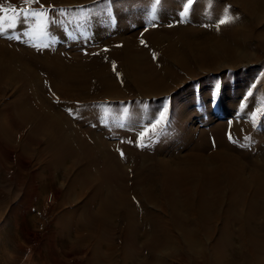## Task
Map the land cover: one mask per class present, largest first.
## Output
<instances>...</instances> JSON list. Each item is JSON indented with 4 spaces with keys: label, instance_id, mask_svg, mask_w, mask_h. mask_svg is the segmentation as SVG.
<instances>
[{
    "label": "bare ground",
    "instance_id": "bare-ground-1",
    "mask_svg": "<svg viewBox=\"0 0 264 264\" xmlns=\"http://www.w3.org/2000/svg\"><path fill=\"white\" fill-rule=\"evenodd\" d=\"M38 1L36 12L77 0ZM108 1L119 29L105 41H72L68 53L50 45L36 17L23 15L24 0H0L17 8L0 12V80L29 71L25 87L36 95L27 101L22 89L5 99L14 110L0 104V138L36 156L52 186L63 180V190H52L66 205L55 225L92 264H264V130L242 114L218 119L235 112L239 89L203 127L189 83L264 61V0ZM72 22L69 30L82 27L79 16ZM146 24L167 27L140 38ZM257 146L258 167L248 164ZM31 164L27 157L21 169ZM39 219L33 211L29 221Z\"/></svg>",
    "mask_w": 264,
    "mask_h": 264
},
{
    "label": "rangeland",
    "instance_id": "rangeland-1",
    "mask_svg": "<svg viewBox=\"0 0 264 264\" xmlns=\"http://www.w3.org/2000/svg\"><path fill=\"white\" fill-rule=\"evenodd\" d=\"M94 3L95 2H92V0L88 2H86V0H77L72 4H61L55 7H52L51 3L42 4V10H47L48 17L50 16V23H48L45 28L47 30L46 39L51 43L50 45L55 46L56 49H61L69 53L72 49L70 44L72 41L77 40L78 42L80 39L79 41L82 40L81 42L84 41L86 44L88 41H91V39H94L93 41H105L104 36L108 37V35L117 31L119 29L118 26L122 24V19L118 9L114 7V4L109 1L107 2V0H102V2L96 4ZM21 4L22 8L26 7L23 11H28V9L35 10V7L41 3L38 1V3L26 5L22 2L19 5ZM190 6L191 5H189V7ZM146 9L147 11L151 10L154 14L158 13V9L152 6ZM76 15L79 16L80 21L83 23L82 27H72V29L69 30L70 28L68 26L74 23L72 20ZM65 23H67V26L64 25ZM59 25L65 27L62 28ZM177 25L178 24H175L174 26ZM101 26L104 27L101 28ZM163 26L167 27V24H146L145 26H139L138 35L141 38L145 34L144 32L146 29L157 27L163 29ZM24 69H26V67H24ZM24 69L21 67L22 72L25 71ZM28 72L26 76L22 73V75L24 74L23 77L20 70H10L8 74L10 73L11 76L10 74H6L5 77L1 78L0 87L6 91L0 93V104L3 105L4 103V108H6V105L7 108H12V104L6 103L5 99L9 100L10 98V100H12L15 94L22 89L24 98L27 101L30 100L35 103L36 95L29 94L25 87L28 79ZM18 78H21L20 81H18ZM189 83L192 85L190 96L199 113L198 115L201 116L202 114H206L205 119L207 122H205V125H202L203 127H209L212 123L216 122L215 120L214 122L211 121L210 114L214 115L219 109L223 110L225 107L224 96L228 93L230 95L233 94L235 97L239 89L240 91L242 90V94L238 93L236 96L237 103L235 107L237 108L235 112L221 116L218 119L228 121L242 114L246 115L251 120L254 125V131L257 128H262L264 130L263 60L255 59V62L251 63L246 61V63L238 65L236 68H227L223 71H219L217 74H210L208 76L203 73L197 78L192 79ZM50 98H53L52 100L55 99L54 96H50ZM58 101H61V99ZM61 104L62 103L58 102L57 105L59 106ZM148 104L150 106L151 102ZM206 109H210L211 113H206ZM223 113L225 114L226 112ZM249 133L252 134L251 131ZM213 139L214 136H210L209 139L205 140V143L212 142ZM6 140L8 139L0 138V264H92L91 261H89V249L87 254H85V252L81 253V251L85 250L82 248H74L73 250L71 245L75 241V238L71 241V237L68 233H64L61 227L55 225L57 219L62 216L63 211L61 210H65L66 205L62 204L61 206L60 202H62V200L56 198L52 190H63L65 187L63 180L58 178L54 186H52L51 183L49 184V178L45 175L48 174V170H43L42 166L36 162L37 157L25 156L24 153L18 149L16 144ZM43 140L45 139L41 138L40 141ZM31 146L33 148H38V146L36 147L35 145ZM258 149L259 147L257 146L256 149H253L254 152H251L252 150L249 151V165L259 166V163L253 158L257 156V154H260ZM4 152H12L11 155L14 160L10 162L6 161ZM27 157L30 158L32 164L29 170H22L20 164H22ZM72 172L71 164L68 163L67 174L73 176L74 174ZM30 173L34 175V179L31 178ZM33 211L34 213L39 212L40 216L39 221L35 225L31 224L29 221ZM203 239L204 241L206 239V242L209 243L210 238H206V236L203 235ZM19 243L24 247H21ZM117 254L118 253H116L115 256H117Z\"/></svg>",
    "mask_w": 264,
    "mask_h": 264
},
{
    "label": "snow or ice",
    "instance_id": "snow-or-ice-1",
    "mask_svg": "<svg viewBox=\"0 0 264 264\" xmlns=\"http://www.w3.org/2000/svg\"><path fill=\"white\" fill-rule=\"evenodd\" d=\"M24 3L26 5H31L34 3H38V0H24ZM187 3L190 5L192 3V0H187ZM8 11H12L13 13H15L17 11V9L14 6L11 9L5 8L3 4H0V12L6 13ZM185 11H187V8L185 9ZM23 15L25 17H27V16L36 17L37 20L42 23V29H41L42 34H43V29H45L47 27L48 23H50V19L48 17L47 10H42L40 12H36V11L31 10V9H28V11L23 12ZM5 19H6L5 16L0 15V33H3L4 31H6V29L3 27ZM7 20L11 21V23H9L10 28L16 26V16L15 15L7 17ZM227 22H228V18L220 20V24H224ZM141 42L144 43L143 41H141ZM69 111L71 112L72 110L69 109ZM163 118H164L163 114H161V120ZM157 123H159V121H157ZM230 139H231V136H230ZM233 142H235V141H233ZM121 155H123L122 152H121Z\"/></svg>",
    "mask_w": 264,
    "mask_h": 264
}]
</instances>
